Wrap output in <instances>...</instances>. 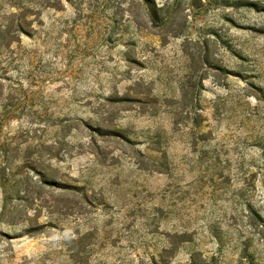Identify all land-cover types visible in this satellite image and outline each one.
Wrapping results in <instances>:
<instances>
[{"label":"rangeland","instance_id":"obj_1","mask_svg":"<svg viewBox=\"0 0 264 264\" xmlns=\"http://www.w3.org/2000/svg\"><path fill=\"white\" fill-rule=\"evenodd\" d=\"M0 264H264V0H0Z\"/></svg>","mask_w":264,"mask_h":264}]
</instances>
